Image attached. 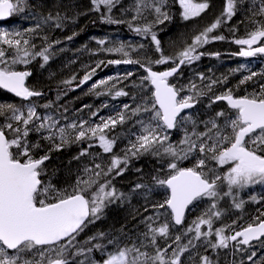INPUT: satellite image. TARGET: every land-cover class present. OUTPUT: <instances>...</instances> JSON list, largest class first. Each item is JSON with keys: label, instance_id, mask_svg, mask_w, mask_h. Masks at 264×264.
I'll use <instances>...</instances> for the list:
<instances>
[{"label": "snow or ice", "instance_id": "6c2138e0", "mask_svg": "<svg viewBox=\"0 0 264 264\" xmlns=\"http://www.w3.org/2000/svg\"><path fill=\"white\" fill-rule=\"evenodd\" d=\"M23 3L24 0H0V19L22 11ZM91 3L93 10L99 12L103 6L110 13L115 0H91ZM166 3L167 0H154L151 4L141 0V4L137 6V14L143 8L151 7L156 14L155 23L162 24L169 19L167 12L163 11ZM179 4L184 20L198 17L209 8L207 2L195 3L193 0H179ZM235 7L236 0H226L221 17L195 35L191 43L174 57L163 54L152 24L136 27L134 30L138 34L150 36L160 56L146 64L131 58L107 62L139 64L146 75L141 78L138 86H151L148 89L151 95L143 104H138L135 108L125 104V112L116 117H101V122L94 125L87 120L61 124L59 119L52 116H39L34 104L26 106L25 112L14 104L0 103V117L5 120L0 123V264H86V261L87 264H183L184 254L189 252L190 247L196 246L194 240L204 238L215 250L228 248L230 241L237 245H249L251 241L264 237V213L240 230H234L230 225L213 229V218L222 215L216 210L218 199L222 196H233L234 191L254 184H264V86L259 92L242 96L234 95L232 89L214 95L209 107L223 101L226 102V108L216 111L209 120L202 121L204 130L198 131L196 121L190 114L184 113L185 110L194 108L198 102L197 97L204 93L193 83L188 86L191 94L181 96L185 88H178L169 82V78L178 74L181 66L198 61L205 55L199 48L211 41L225 39L224 36L210 34L222 21L230 20L235 15ZM254 15L264 16V0H260L258 11ZM64 19L57 14L55 17L48 16L44 22L53 21L55 27L60 28ZM102 19L108 23H119L110 16ZM252 23L256 25L255 29L246 38L234 41L242 46L239 56L264 54V24L256 20ZM38 28L39 24L35 28L27 29V32L35 33ZM43 39L47 41V37ZM53 43L58 44L60 41ZM105 43V40L98 41L100 45ZM0 45H7L12 49L9 55L6 48L0 47V89H5L23 100L42 96L41 91L26 85V78L31 72L17 70L16 65L26 66L37 57L42 58L46 64L50 59L49 49L52 44L37 50V46L31 43V37L25 38L24 33L2 32ZM103 50L129 57L123 44L118 48ZM211 55L218 56L219 53ZM103 63L104 61H100L96 67L99 68ZM152 64L172 66L164 71H154ZM95 71L93 68L87 72L77 87L87 83ZM131 75L132 73H127V76ZM255 75L256 73H252L239 83L242 85ZM75 79L76 77L72 78ZM200 79H205L203 74ZM222 82L226 83V78ZM64 83L70 84L72 81ZM107 83L106 80H100L92 88L96 89ZM217 83L216 80L210 81L207 85L208 91ZM126 95L128 93L123 90L115 92L117 97ZM44 107L48 108L50 105L45 104ZM127 113L137 117L146 114L147 119L137 120L141 127L140 133L135 135L134 141H129L123 155L119 156L113 152L116 139L109 138L105 130L111 131L117 124L125 123L130 118ZM92 115L96 116L97 113ZM189 122L192 124L191 131L185 129L183 138L176 144L171 143L169 130ZM32 131L40 134V140L47 142V149L40 140L29 141ZM81 142L88 143L73 157L74 160L79 161L82 157L92 155L89 150L98 144L103 153H112L110 163L105 168L93 160L91 166H83L71 185L58 188L47 178L45 162L50 160L53 151H60L72 143ZM41 150L44 152L42 155L39 154ZM145 153L170 158L167 161V175L164 178L153 177L156 185L167 189L169 194L163 203L153 205V208L170 210L168 215L172 217L175 225L182 224L186 210L194 202L203 198L212 200L209 211L198 217L193 222L194 227H189L184 233H194L193 238L182 244L181 235H176L172 243L161 247L157 238L163 237L167 241L169 224L165 222L156 227L155 218L148 216L144 221L147 231L143 233L147 244L140 241L139 244L133 242L130 246H122L118 238L98 232L81 245L77 237L88 225L102 218L108 204L124 198V194L117 191L109 177L114 178L113 174L123 175L130 158ZM189 158L194 159L192 167L180 166ZM210 164L214 167H210ZM143 187L145 185L138 183L133 191ZM224 187L227 191H222ZM233 202L237 209L243 206V201ZM203 225L207 226V231H202ZM228 231L233 234L226 235ZM212 236L215 237L214 242L209 239ZM104 240L106 243L99 242ZM108 245H112L113 250L109 251ZM148 247H151V252L146 250ZM94 250L103 254L99 260L91 258L90 254ZM255 255L252 252L248 256L252 264H255ZM81 256L84 259L76 260ZM199 264H213V261L209 256L201 255Z\"/></svg>", "mask_w": 264, "mask_h": 264}, {"label": "trees", "instance_id": "16d2710c", "mask_svg": "<svg viewBox=\"0 0 264 264\" xmlns=\"http://www.w3.org/2000/svg\"><path fill=\"white\" fill-rule=\"evenodd\" d=\"M197 1L199 0H193L195 3ZM200 1L207 2L209 8L198 17L184 20L179 0H167L163 11L167 12L169 19L159 24L155 23L156 14L151 7L143 8L141 13L137 14V6L141 4V0H115L110 13L103 6L99 12L93 10L91 0H43L40 2L24 0L23 10L13 14L8 27L0 29V33H24L25 38L31 37V43L37 46V50L52 44L49 49L50 59L46 64L42 58L37 57L23 69L18 68V70L31 72L27 83L28 87L41 91L43 95L23 103L0 91V103L14 104L26 112L25 107L34 102L37 114L41 117L52 116L59 119L61 124L74 120H87L92 125L100 123L101 117L107 119L125 112L123 108L125 104L133 108L138 104H143L151 95L148 91L150 85L144 88L138 86L141 78L146 75L144 69L137 63L116 66L107 62L131 58L146 64L148 61L158 59L160 53L156 51L150 36L145 37L134 30L136 27H143L146 24L153 25L152 30L160 41L163 54L174 57L191 43L195 35L210 26V24H202L204 16L210 19L213 16L211 11L216 8L221 17L222 4L223 2L226 3V0ZM145 3L151 4L154 3V0H145ZM259 3L260 0H236L235 15L230 20L222 21L221 25L210 34L212 36H224L225 39L211 41L199 48V51L204 52L205 55L198 61L182 66L175 79L180 80V82L173 85L178 88L184 87L183 92L191 94L188 91V86L194 83L204 93L197 97L198 102L195 107L184 114L192 116L197 123L198 131L204 130L202 121L209 120L216 111L226 108L225 104L220 102L211 104L209 107L214 95L222 94L226 89H232L234 95L242 96L259 92L264 86V56H259L255 60L243 61L234 55L236 53L235 39L246 38L247 34L255 29L256 25L252 21L256 20L264 24V16L254 15L258 11ZM57 14L65 18L62 27L56 28L53 21L44 22L48 16L55 17ZM107 16H110L114 21H119V23H108L102 19V17ZM133 17L136 18L133 19ZM212 19L210 21L213 22L216 18ZM37 24L40 25V28L35 33L27 32V29L35 28ZM43 37H47V41ZM68 37H72V39L69 40ZM57 40L60 43H53ZM99 40H105L106 43L100 45L98 44ZM121 44L129 52V57H125L122 53H109L103 50L118 48ZM140 45L144 47L141 48ZM0 47L6 48L9 55L12 53V49L8 48L7 45H0ZM215 53H219V55H211ZM228 57H232V59ZM100 61H104V63L97 68L96 65ZM151 66L153 70L161 71L172 65L152 64ZM93 68L96 71L92 78L87 83L77 87L83 76ZM127 73H132V75L127 76ZM252 73H256V75L251 80L242 85L239 83L241 79ZM201 74L205 77L204 80L200 79ZM73 77L76 79L72 80ZM225 78L226 83L222 82ZM100 80H106L108 83L93 89L92 85L97 84ZM212 80H216L218 83L212 86L211 91H208L207 85ZM64 81H72V83L65 84ZM117 90H123L128 95L117 97L115 96ZM183 92H181V96ZM45 104H49L50 107L45 108ZM92 113H97V115L93 116ZM127 115L130 118L126 119L125 123L117 124L111 131L105 130L109 138L116 139L113 152L119 156L123 155V150L128 146L129 141H134L135 135L140 133L141 127L137 120L147 119L146 114H141L138 117L131 116L130 113ZM4 122V118L0 117V123ZM185 129L191 131L192 124L190 122L185 123L178 126L173 132H169L170 142L178 143L183 138ZM176 134L178 137L174 138ZM28 139L31 142H36L40 140V134L32 131ZM40 142L45 149L49 147L46 141L40 140ZM90 142L96 144L94 141ZM87 143H72L60 151H53L50 160L45 162L47 178L51 179L58 188L71 185L83 166L85 164L91 166L93 160L95 163H101L105 168L110 163L112 153L101 152L98 144L89 150L92 155L82 157L79 161L74 160L73 157L78 155L81 148L86 147ZM39 154H44L43 150ZM167 158V156H156L152 153L132 157L123 175L115 176L113 174L114 178L109 177L117 191L124 194V198L108 204L104 209L102 218L88 225L77 237V241L83 245L90 236L104 232L118 238L122 246L125 244L130 246L133 242L139 244L138 238L147 231L144 221L148 216L155 218L154 226L156 227L165 222L169 224L167 241L163 237L157 238L161 247L166 246V243H172L176 235H181L182 244L192 239L193 236L184 235V225L193 223L198 217L208 212L212 200L204 205L202 200L192 205L180 228L174 227L172 217L168 215L169 210L153 208V205L163 203L168 195V190L157 187L154 180L145 178L149 174L146 170L149 167H156L158 176L154 177L164 178L168 171L163 166ZM193 163L194 159L189 158L183 161L180 166L192 167ZM209 166L214 167L212 164ZM138 183L145 185V187L133 191ZM251 187L245 190H236L233 196H222L216 201V210L220 211L222 215L219 218H213L215 221L213 227L219 228L230 225L234 230H240L249 223H253L257 216L264 213V184H255ZM223 191H227V188L224 187ZM234 200L237 203L243 201V206L237 209ZM222 201L228 202L229 206L225 210L218 209ZM159 217H161V222H158ZM234 221L235 224H233ZM227 233L231 234L232 231ZM96 242L98 241H93V243ZM99 242L106 243V240ZM193 243L196 246L190 247L189 252L184 254L182 257L183 264H199L198 252L200 250L211 251L213 255L209 258L213 264H252L248 260V256L251 254H245V251L242 254L236 253L233 246L229 245L228 248L213 250L206 245L204 240H194ZM251 248H255V251H252L256 253L253 257L255 264H264V239ZM242 249L247 250L246 247H242ZM108 250H113V246L108 245ZM170 254L171 250H169ZM90 255L92 259L99 260L103 254L94 250ZM82 259H84L83 256L76 258V260Z\"/></svg>", "mask_w": 264, "mask_h": 264}, {"label": "rangeland", "instance_id": "374dc122", "mask_svg": "<svg viewBox=\"0 0 264 264\" xmlns=\"http://www.w3.org/2000/svg\"><path fill=\"white\" fill-rule=\"evenodd\" d=\"M200 2H202V1H197L196 3H200ZM226 6V3H224L223 2V4H222V9H224V7ZM183 11V10H182ZM182 13V12H181ZM211 13H212V17L209 19V17H205L204 16V20L202 21V24H206V25H209V24H211V22L212 21H210L212 18H216L217 19V16H219V14L217 13V9L215 8L214 10H212L211 11ZM222 13H223V11H222ZM220 17V16H219ZM218 17V18H219ZM215 19V20H216ZM213 20V19H212ZM214 20V21H215ZM213 21V22H214ZM237 46H239L238 47V51L240 50V48L242 47L241 45H237V44H235L234 45V47H237ZM243 47H246V46H243ZM24 67H26L25 65H16V69L18 70V68L20 69V68H24ZM180 82V80H174L173 82H172V84H175V83H179ZM181 85V84H180ZM180 88V87H179ZM183 95H188V93H186V92H183L182 93V96ZM33 104H34V102H33ZM25 109H26V107H25ZM178 137V134H176V136L174 137V138H177ZM101 149V148H100ZM101 152H103V150L101 149ZM168 159H170L169 157L167 158V160H166V162H165V164L163 165L165 168H167V161H168ZM146 164H149V162H146ZM147 169H148V167H146ZM150 169V170H149ZM149 169L148 170H146V172H149V174H147L146 176H145V178H147L148 180H153V177L154 176H158V170H157V168L156 167H149ZM167 173H168V171H167ZM251 186H255V184L254 185H251ZM251 186H249L250 188H252ZM158 187V186H157ZM245 189H249L248 187H246V188H244V189H242V190H245ZM223 190H224V188H223ZM222 190V191H223ZM211 200L210 199H208V198H206L205 199V201H204V204H206V203H208V202H210ZM228 202H226V201H222V203L218 206V209H220V210H225L226 208H228ZM227 211V210H226ZM226 211H225V215L227 214L226 213ZM159 220H158V222H161V217H159L158 218ZM214 222L215 221H213V226L215 225L214 224ZM189 227H194V223H188V224H186V225H184V228H183V233H185L186 232V230L189 228ZM216 228H218V227H213V229L215 230ZM202 231H207V226L206 225H203L202 226ZM231 234H233V232L231 233ZM231 234H229V233H227L226 232V235H231ZM189 237H192V236H194V233H188L187 234ZM186 235V236H187ZM209 239H212V241L214 242L215 241V237L214 236H212V237H210ZM138 240H139V242L140 241H143L145 244H147L148 243V241L147 240H145V238H144V236H140L139 238H138ZM201 240H204V242L206 243V245H208V243H207V240L206 239H204V238H201ZM157 243H158V241H157ZM229 245L230 246H233V247H235L234 249V251L236 252V253H243L244 251H245V254H251V252L252 251H255V248H247V250H243L242 249V245H237L236 244V242H229ZM209 246V245H208ZM142 250H144V249H142ZM146 250H148L149 252H151L152 251V249H151V247H148ZM198 254H199V256H201V255H207V256H212L213 254L211 253V251H208V250H200V252H198Z\"/></svg>", "mask_w": 264, "mask_h": 264}, {"label": "water", "instance_id": "95a60500", "mask_svg": "<svg viewBox=\"0 0 264 264\" xmlns=\"http://www.w3.org/2000/svg\"><path fill=\"white\" fill-rule=\"evenodd\" d=\"M33 1H36V0H33ZM9 18H10V16H7V17H5V18H3V19H0V22H5V21H7V20H9ZM264 55V54H263ZM122 64V63H121ZM121 64H117V65H121ZM182 67V66H181ZM180 70H181V68L179 69V72H180ZM178 72V73H179ZM177 75V74H176ZM176 75H174V76H176ZM173 76V77H174ZM173 77H170L169 78V80L170 79H172ZM0 90H2V91H4L5 93H7V94H9V95H11L12 97H14V98H16V99H19V100H22V101H28V100H23L22 98H20V97H16L13 93H9L7 90H5V89H0ZM33 98V97H32ZM31 99V98H30ZM221 102H223V101H221ZM225 105H226V102H223ZM188 110H190V109H188ZM188 110H185V112L186 111H188ZM174 129H172V130H169V132H172ZM169 192V191H168ZM190 207V206H189ZM187 211V210H186ZM185 214H186V212H185ZM173 223H174V221H173ZM182 224H183V222H182ZM182 224L181 225H175V223H174V225L176 226V227H181L182 226ZM264 237H261L259 240H253V241H251L250 242V244L249 245H251V244H253V243H257V242H259L260 240H262Z\"/></svg>", "mask_w": 264, "mask_h": 264}, {"label": "bare ground", "instance_id": "6f19581e", "mask_svg": "<svg viewBox=\"0 0 264 264\" xmlns=\"http://www.w3.org/2000/svg\"><path fill=\"white\" fill-rule=\"evenodd\" d=\"M44 5H45V3L44 2H42ZM49 5V4H48ZM49 7H51V6H49ZM56 9V8H55ZM38 10V9H37ZM39 12V11H38ZM195 30V29H194ZM191 34V33H190Z\"/></svg>", "mask_w": 264, "mask_h": 264}]
</instances>
